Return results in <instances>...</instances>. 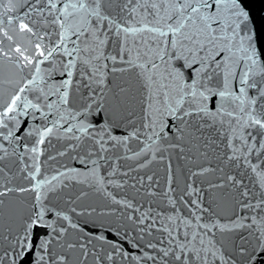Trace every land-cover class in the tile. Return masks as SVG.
Listing matches in <instances>:
<instances>
[{
	"label": "snow or ice",
	"instance_id": "1",
	"mask_svg": "<svg viewBox=\"0 0 264 264\" xmlns=\"http://www.w3.org/2000/svg\"><path fill=\"white\" fill-rule=\"evenodd\" d=\"M0 264H264V0H0Z\"/></svg>",
	"mask_w": 264,
	"mask_h": 264
}]
</instances>
